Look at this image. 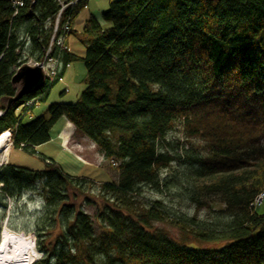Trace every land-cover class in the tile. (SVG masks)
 I'll return each mask as SVG.
<instances>
[{"label":"trees","instance_id":"1","mask_svg":"<svg viewBox=\"0 0 264 264\" xmlns=\"http://www.w3.org/2000/svg\"><path fill=\"white\" fill-rule=\"evenodd\" d=\"M87 2L64 12L57 36L74 31L72 21ZM58 8L55 0H23L13 16L11 0H0V133L10 131L11 149L35 154L63 116L117 163L118 178L101 183L95 196V235L89 215L69 203L91 179L70 176L42 156L40 172L6 163L2 189L42 178L47 211L37 226L55 222L53 242L36 239L43 256L31 264H264V213L253 203L264 191V0H110L101 14L107 26L89 15L77 33L83 53L54 45L51 56L63 67L54 81L5 110L1 98L14 93L15 50L28 49L21 32L33 28L30 50L38 52L52 31L41 23ZM75 61L85 68L75 102L49 104L46 117L16 115L23 101H44ZM177 123L186 136L207 140V148L163 181L159 173L174 157L157 145ZM142 184L177 189L196 204L218 197L224 205L218 225L172 220L178 239L154 228L163 207L138 202Z\"/></svg>","mask_w":264,"mask_h":264},{"label":"rangeland","instance_id":"2","mask_svg":"<svg viewBox=\"0 0 264 264\" xmlns=\"http://www.w3.org/2000/svg\"><path fill=\"white\" fill-rule=\"evenodd\" d=\"M110 0H88V2L79 9L72 21V30L65 38L66 48L77 55L83 53L84 45L81 43L77 33L83 27L84 21L89 15L96 17L101 26L107 25L101 18L102 12L106 9ZM113 1V0H111ZM22 34V33H21ZM85 68L82 62L75 61L69 63L65 69L63 77L54 84L46 99L36 103L32 109V114L26 120H30L38 115L48 116L47 106L52 103H72L78 98L85 87L84 84ZM61 116L57 121H60ZM10 139L5 140L9 146V154L4 158L0 152V170L6 163L10 165L29 169L32 171H43L45 169L42 157L54 160L60 168L70 170L73 177L82 176L91 179L92 183H83L81 191L74 193V197H69V203L73 208H77L88 214L95 235L100 233V228L96 220V198L103 182H116L118 178L117 163L114 165L103 156L100 149L90 139L84 135L72 131L68 148L79 156L84 162H81L65 151L55 139L39 145L35 148V154H30L20 149H11ZM158 148L168 151L174 160L165 166L159 173L160 180H167L173 176L178 169H187L188 158L195 153H204L207 148V140L200 136H186L178 123L167 131L164 139L158 142ZM177 153L182 156L178 159ZM42 156V157H41ZM66 172V171H65ZM43 179L33 181L28 185L3 190L0 186V234L5 224L7 228L23 233L32 241L35 250L34 259L26 264H31L42 258L43 253L36 248V239H41V243L47 241L53 242L54 231L51 229L55 222L49 220L45 226H37V221L41 215L46 213L47 207L42 190ZM67 188H70L67 187ZM264 192V191H263ZM137 200L142 204H149L153 201H159L164 211L162 221L152 223L154 228L161 229L175 239L180 238L179 231L171 225L172 220L192 219L188 222L193 228H216L218 224L214 223L219 213L216 212L224 208L218 197L207 195L201 203L191 202L186 197H182L177 189L161 188L156 190L149 184H142L139 187ZM51 209V208H49ZM258 214L264 213V195L258 206ZM55 213V212H54ZM53 213V214H54ZM217 215V216H216ZM60 218V217H59ZM53 219V218H52ZM55 221V220H54ZM203 223V224H202ZM54 224V225H53ZM206 224V225H205ZM210 226V227H209ZM50 227V228H49ZM52 263V261H51Z\"/></svg>","mask_w":264,"mask_h":264},{"label":"bare ground","instance_id":"3","mask_svg":"<svg viewBox=\"0 0 264 264\" xmlns=\"http://www.w3.org/2000/svg\"><path fill=\"white\" fill-rule=\"evenodd\" d=\"M54 16L46 18L45 21H43L41 23L42 28L47 29L49 27V25L53 26ZM32 29L33 28L31 27L28 31L23 30L22 31L23 33L21 32L22 34H20L21 39H24V40L26 39V41L28 40V44H26L27 45L26 47L28 49L26 48L27 49L26 51H23L20 49L15 50V52L18 53L19 55L16 59V65L12 68V71H11L12 74L15 72V70L21 64L25 63L28 59H30V58L36 59L35 54L37 55V59H41L48 49L49 41H48V44L46 46H40V49L38 52H36L35 50L32 52L30 50L31 49V47H30V44H31L30 32L31 31L30 30H32ZM24 32H26V33H24ZM51 35H52V31H51L50 37H51ZM50 37H49V40H50ZM65 38H66V35L63 36V39H65ZM24 45L25 44H23V46ZM52 50H53V48H52ZM58 60H59L58 61L59 69L61 70V69H63L62 61H61V59H58ZM60 70L58 72H56V75L59 74ZM43 71L45 74L44 68H43ZM12 74H11V76H12ZM36 103L37 102H35V101H27V100L23 101L16 108V111H15L16 115L26 119L29 115L32 114L31 111L35 107ZM22 105L24 108H29V109L27 111L22 112ZM0 115H2V111H0ZM73 130H74L73 125L64 117L60 121H56L53 124V126L49 129V131H48L49 138L57 140L58 143L62 146V148L65 151H67L69 154L73 155V157L75 159H77L81 162H84L79 156H77L75 153H73L67 146V143L69 142V139H70V136H71V133ZM9 135H10L9 130H5L2 133H0V152L4 155V158L9 154V146H8V144H5V140L8 138ZM113 164L115 165L116 163L114 162ZM65 171L64 172L66 174H68L70 176H74V175H72V172H70V170H68V171L65 170ZM34 257H35V250L33 248L32 241L30 239H28L23 233L11 230V229L7 228V226L4 224L2 227L1 234H0V264H26V263L31 262L34 259Z\"/></svg>","mask_w":264,"mask_h":264},{"label":"built area","instance_id":"4","mask_svg":"<svg viewBox=\"0 0 264 264\" xmlns=\"http://www.w3.org/2000/svg\"><path fill=\"white\" fill-rule=\"evenodd\" d=\"M56 3H58L59 8L57 13L54 16L53 26H52V35L49 40L48 49L46 53L43 55V57L38 60L37 63H39L45 70V81L52 82L56 75V72H58L59 69V63L58 58L51 56V50L53 46H58L60 48H63L64 46V39L63 36H57V31L59 29L60 20L64 14V12L75 5L78 0H55ZM23 5V0H11V6L14 8L13 16L17 13L18 9ZM69 19H67L63 24V31H66L69 26ZM64 35V33L62 34ZM29 62H33L31 59H28ZM264 195V192L257 195L254 199V206H258L260 203L262 196Z\"/></svg>","mask_w":264,"mask_h":264},{"label":"water","instance_id":"5","mask_svg":"<svg viewBox=\"0 0 264 264\" xmlns=\"http://www.w3.org/2000/svg\"><path fill=\"white\" fill-rule=\"evenodd\" d=\"M44 78L45 74L40 64H30L27 62L21 64L10 78V85L14 90V94L1 98L5 110L25 95L39 90L44 84Z\"/></svg>","mask_w":264,"mask_h":264}]
</instances>
